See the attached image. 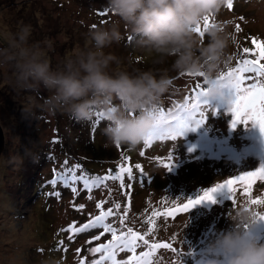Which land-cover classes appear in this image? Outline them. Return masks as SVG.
Masks as SVG:
<instances>
[{"label": "rangeland", "instance_id": "rangeland-1", "mask_svg": "<svg viewBox=\"0 0 264 264\" xmlns=\"http://www.w3.org/2000/svg\"><path fill=\"white\" fill-rule=\"evenodd\" d=\"M227 3L228 0H224L219 12L209 17L210 24L227 22V31L232 34L228 49L232 60L221 71L235 67L243 47H254L252 37L264 40V0H232L231 9ZM95 9H101L99 18L93 13ZM117 19L106 7V0H0V50L7 49L12 38L26 25L29 44L37 47L56 69L76 49L86 47L87 40L80 37L93 28V22L107 27ZM236 25L240 26V31H236ZM201 30H204L203 23ZM121 31L125 39L104 50L116 56L119 62L113 63L109 72L154 70L151 67L153 59L158 63L157 69H170L172 58L161 63L154 53L139 47L134 54V49L127 44V26L121 24ZM142 59L150 62L145 63ZM169 75L172 84L160 107L167 108L165 113L173 114L176 105L183 104L185 96L202 79L174 71H169ZM13 77L10 67L0 66V124L5 146L9 145L8 151L5 153L4 149L0 154V264H81V261L90 264L100 257L92 249L110 241L112 233H105L103 227L81 233H70L66 229L72 224L79 227L110 209L112 215L105 217L104 223L113 225L118 236L121 232L127 234L131 228L141 235L147 233L145 238L150 243H170L182 254L177 256L169 249H157L153 264H208L214 259L208 252L209 244L218 235L234 228L229 219L234 210L243 207L264 215V205L250 204L244 188L240 187L234 205L226 193L218 192L214 194L215 203L202 201L187 213L165 219L168 211L182 205L186 199H195L215 183L255 170L264 163V135L250 123L231 127L232 116L221 102L211 101L210 105L217 109L216 115L209 111L202 125L194 130L190 126L175 141L154 140L151 145L141 142L131 147L108 141L103 134L106 126L103 112L96 111V116L83 122L71 120L61 113L49 115L40 107L42 101L34 93L13 85ZM224 93L228 95V89L225 88ZM48 95L47 91L40 90V96ZM100 114L102 116L94 126L95 118ZM14 121L19 125L17 128L10 124ZM23 134L31 140L30 150L40 151L36 154L39 162L48 154L45 159L50 162L41 167L44 180L58 170L52 158L56 152L65 154H58V157L70 158L68 167L79 165L78 174L85 172L84 163H109L120 150L113 164L119 169L130 168L133 176L139 175L135 168L139 164L147 176L130 180L125 172L122 174L123 187L121 180L113 179L94 183L93 188L79 182L76 185L59 182L43 188L40 194L32 197L30 204H18L13 179L20 167L29 171L24 166V157L18 152ZM169 152L171 170H165L161 161L167 162ZM114 170L116 174L120 173L117 168ZM65 171L63 166V172L58 173L62 175ZM73 188H76L75 192ZM28 191L26 188L27 196ZM250 194L253 199L257 196L264 199V182L257 181ZM153 211L157 215L153 216ZM41 230L46 232L43 238L38 233ZM249 232L258 242H264V221L254 223ZM70 235L72 239H69ZM138 243L141 246L136 249V255L146 251L142 242ZM42 250L47 251L46 257ZM131 255L121 251L116 259L126 260ZM217 264H221L219 259Z\"/></svg>", "mask_w": 264, "mask_h": 264}, {"label": "clouds", "instance_id": "clouds-1", "mask_svg": "<svg viewBox=\"0 0 264 264\" xmlns=\"http://www.w3.org/2000/svg\"><path fill=\"white\" fill-rule=\"evenodd\" d=\"M223 4L224 0H106V7L118 19L107 27H93L86 47L76 49L62 66L53 69L44 54L29 44L26 25L7 49L0 50V66L10 67L13 85L34 93L49 115L61 113L83 122L101 111L108 141L134 147L157 127H168L171 113L162 116L159 109L172 84L169 71L201 78L205 100L221 102L226 111L231 107V97L217 80L232 60L227 22L210 24L203 37L194 31ZM121 24L127 26L135 45L154 53L159 62L172 58L170 69L109 72L118 58L104 50L125 39ZM41 89L49 95L40 96ZM229 219L234 228L209 244L214 259L208 264H217V259L221 264H264V242L249 232L253 212L237 208Z\"/></svg>", "mask_w": 264, "mask_h": 264}, {"label": "snow or ice", "instance_id": "snow-or-ice-1", "mask_svg": "<svg viewBox=\"0 0 264 264\" xmlns=\"http://www.w3.org/2000/svg\"><path fill=\"white\" fill-rule=\"evenodd\" d=\"M227 7L232 8V0H228ZM210 25L209 17H205L203 21V28L206 29ZM95 27V25H93ZM194 31L204 36V31L201 30V26L198 25ZM236 31H240V26L236 25ZM253 48L243 47L242 54H239L236 60L235 67H230L227 71H221L217 80L222 82L221 87L228 89V95L231 97V107L227 110L231 114L232 119L230 121L231 127H236L238 124L247 126L249 123L259 129L261 135H264V40H258L255 37L251 38ZM192 75V74H187ZM202 76L203 74H196ZM203 81L197 82L191 89L189 95L185 96L184 103L176 105V110L167 119L166 128L157 127L153 130L145 139L144 144L151 145L154 140H171L175 141L178 137H181L191 126L194 130L195 127L202 125L207 119V114L211 111L212 115H216L217 109L212 107L210 103L204 99ZM159 112L163 116L165 114L164 108L160 107ZM142 156L144 152L140 153ZM65 173L60 178V182L64 183L65 180L75 183H82L83 186L88 187L90 181L87 174L83 171H79L76 174V170L80 169L79 165L73 168L68 167V161L64 162ZM172 157L169 152L167 162L161 161V166L165 170H171ZM135 168L139 171L138 176H133L130 168L121 167L120 173L113 175L114 170H110L105 177H96L94 182L102 184L107 179L121 180V186L123 187L122 174L127 172L128 178L139 179L140 176H147L141 165H135ZM264 182V163H262L255 170L240 173L235 176L224 179L222 182L215 183L212 187L205 189L195 199H186V201L168 211L165 214L167 217L175 218L178 213H187L193 206L200 204L202 201H210L215 203L214 194L218 192H224L227 194V199L231 201L232 205L236 203L235 197L237 189L244 188L245 194L249 197V203L252 205H264V199L257 196L252 198L250 190L253 188L256 182ZM51 183L56 184L57 180L54 179ZM130 186V185H129ZM74 192L76 188L72 189ZM175 204V200H173ZM100 205L97 204V208ZM119 207V205H117ZM111 209L107 212H101L100 215L95 216L94 219H90L87 223L77 227L75 224L69 225L66 231L70 233L86 232L89 229H96L103 227L105 233H112V239L105 244L92 249L93 253H99V259H94L90 264H153V256H155L157 249H169L177 256L182 255L176 248L167 242H149L146 239L147 233L144 235L134 232L131 228L128 229L127 234L121 232L118 236L116 231L109 225L105 224V217L111 216ZM153 216L157 215L156 211H153ZM254 223L257 221H264V215L253 212ZM123 222V221H121ZM152 223L151 220L148 221ZM247 227V226H246ZM151 231V230H150ZM72 239V236H69ZM99 239V237H96ZM145 246L146 251L136 255V249L141 246ZM79 251V250H77ZM130 252L131 256L126 260L117 261L116 256L118 252ZM81 264H84L81 261Z\"/></svg>", "mask_w": 264, "mask_h": 264}, {"label": "trees", "instance_id": "trees-1", "mask_svg": "<svg viewBox=\"0 0 264 264\" xmlns=\"http://www.w3.org/2000/svg\"><path fill=\"white\" fill-rule=\"evenodd\" d=\"M94 15L97 16L98 18L100 17L99 15L101 14V9H95L93 11ZM92 16H94L93 14H91ZM92 24V23H91ZM93 25L95 26H98V23H94L92 24V27ZM87 33H83L81 35V39H85L84 37H87V34H88V31H86ZM127 44L128 46L131 48L134 49V54L135 52H137L138 50L137 49V46L135 45V40L134 38H128L127 39ZM156 56V55H155ZM144 60L143 62L145 63H149L150 61H147V59H142ZM116 64H119V62H117ZM151 67L154 69V70H160V69H157L159 66H158V63L156 60L153 59V63L151 61ZM167 69V67H166ZM135 71V70H134ZM129 72V71H128ZM131 73V71H130ZM167 108H164V110H166ZM37 115V113H35V116ZM40 115V114H39ZM96 116L95 114H93V117ZM102 116L101 114L99 116H97L95 118V122H94V126H96V123L99 121V117ZM45 120V119H44ZM45 123V121H44ZM10 124H13L14 127L17 128L18 123H16L15 121L10 123ZM40 128V127H39ZM31 141V140H30ZM29 139L27 138V135L26 134H23L22 137H21V142H20V145L18 147V152L19 154H21L23 157H24V166H26L27 170H29L28 172L27 171H24V167H20L21 169L18 171L16 177H14V181H15V186H16V190H15V193L17 192L18 195H16L17 197L16 198V203L18 204H30V202H32V197L36 194H40L42 189L43 188H46L48 186H52V185H55L53 183H51V181H53L54 179L57 180V183L60 182V178L64 175H59L58 172H63V166L65 167V164L64 162L65 161H68V164L70 163L69 160L70 158L68 157H58V154L59 155H63L65 156V154L63 152H56V154L52 155V158H53V162L56 163V168L58 170H55L54 173L52 174V176L50 178H47L46 180L43 179L42 177V174L41 172H43V170L41 169L42 166L44 165H47L49 162H46V159L48 154L46 153L44 155V157L42 158V162L38 161V157L36 156V154H39V152L37 151H31L30 148L33 146L31 145ZM9 146V145H8ZM7 145L5 146V153L8 151L9 147ZM84 146V144H82V147ZM40 147V146H39ZM38 148V147H37ZM87 149H89V147L86 146ZM95 147H93L94 149ZM86 150V149H85ZM95 150V149H94ZM120 155V150L118 151L117 154L114 155V158H111V161L109 163H100V164H96V163H84L85 166L83 167L84 169V173L87 174L88 178L90 179V181H93L92 183H90V185L88 187H91L93 188V184L95 183L94 182V178H96L95 176H99V177H105L106 175H108L109 171L110 170H114L115 168H117V170L120 171V169L116 166V164H113L114 160L117 159ZM40 160V159H39ZM100 162V161H98ZM69 166V165H68ZM103 169L105 170L103 172ZM112 174H116L115 173V170ZM111 180V179H110ZM68 183L67 180H65L64 185H66ZM71 183V182H70ZM77 183H75L74 185H76ZM26 188L29 189V195L27 196V193H25L26 191ZM14 198V197H13ZM30 201V202H29ZM110 226L113 228L114 226L110 224ZM39 230V229H38ZM39 234H41V238H43V236L46 234V232H42L39 231L38 232ZM47 252L46 250H42V255L43 257L47 254L45 253ZM46 257V256H45Z\"/></svg>", "mask_w": 264, "mask_h": 264}, {"label": "water", "instance_id": "water-1", "mask_svg": "<svg viewBox=\"0 0 264 264\" xmlns=\"http://www.w3.org/2000/svg\"><path fill=\"white\" fill-rule=\"evenodd\" d=\"M4 149H5V137L2 126L0 124V154L4 151Z\"/></svg>", "mask_w": 264, "mask_h": 264}, {"label": "bare ground", "instance_id": "bare-ground-1", "mask_svg": "<svg viewBox=\"0 0 264 264\" xmlns=\"http://www.w3.org/2000/svg\"><path fill=\"white\" fill-rule=\"evenodd\" d=\"M14 116V115H13ZM9 117H11V116H9ZM3 119H5V118H3ZM8 119V118H7ZM11 119V118H10ZM6 120V119H5ZM11 121V120H10ZM6 122V121H5ZM2 123V122H1ZM10 123V122H9ZM12 123V122H11ZM7 125H8V121H7ZM14 158V157H13ZM3 179V178H2ZM10 181H11V179H9ZM0 181H1V179H0ZM1 183V182H0ZM4 183V182H3Z\"/></svg>", "mask_w": 264, "mask_h": 264}]
</instances>
